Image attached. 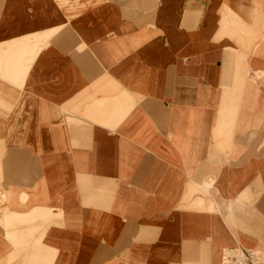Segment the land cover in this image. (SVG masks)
<instances>
[{
  "label": "crops",
  "instance_id": "crops-1",
  "mask_svg": "<svg viewBox=\"0 0 264 264\" xmlns=\"http://www.w3.org/2000/svg\"><path fill=\"white\" fill-rule=\"evenodd\" d=\"M264 250V0H0V264H222Z\"/></svg>",
  "mask_w": 264,
  "mask_h": 264
},
{
  "label": "built area",
  "instance_id": "built-area-1",
  "mask_svg": "<svg viewBox=\"0 0 264 264\" xmlns=\"http://www.w3.org/2000/svg\"><path fill=\"white\" fill-rule=\"evenodd\" d=\"M222 264H264V250L226 247L222 252Z\"/></svg>",
  "mask_w": 264,
  "mask_h": 264
}]
</instances>
